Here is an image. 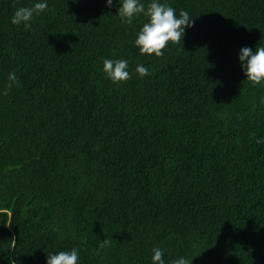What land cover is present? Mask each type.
<instances>
[{
    "label": "trees",
    "instance_id": "16d2710c",
    "mask_svg": "<svg viewBox=\"0 0 264 264\" xmlns=\"http://www.w3.org/2000/svg\"><path fill=\"white\" fill-rule=\"evenodd\" d=\"M38 2L31 30L11 22ZM160 2L194 23L157 57L120 0H0V264L73 248L78 264H153L156 247L165 264H264V81L239 60L264 46V0Z\"/></svg>",
    "mask_w": 264,
    "mask_h": 264
},
{
    "label": "clouds",
    "instance_id": "9594fccd",
    "mask_svg": "<svg viewBox=\"0 0 264 264\" xmlns=\"http://www.w3.org/2000/svg\"><path fill=\"white\" fill-rule=\"evenodd\" d=\"M121 7L118 10V15L122 22L132 23L134 16L143 14L149 18L148 22L144 23L142 29L138 32L135 40V45L139 48L141 54H154L157 57L163 55L168 44H178L185 36V28L193 26V19L185 10H180L179 17L173 7L166 3H161L160 0H151V3L145 8L141 0H120ZM109 7L112 6L113 0H107ZM15 7V2H13ZM48 8L46 2L35 3L33 7L16 8L11 22L14 25H23L24 29L31 30V20L34 15H39ZM241 67L247 76V81L254 85L261 84L264 81V46H257L255 52L250 47H243L239 53ZM128 62L126 60L104 59L103 71L114 83L127 81L130 79V73L127 71ZM136 72L141 76L149 75V70L140 64L136 68ZM7 89H11L16 83L17 77L14 73L8 76ZM4 95L8 94L5 90ZM264 142V141H258ZM110 246V241L103 240L99 248L102 250ZM153 264H165L163 259V251L159 248L152 249ZM78 249L73 248L70 251H60L56 254L47 255V264H78ZM99 255V252H97ZM9 264H17L15 260L9 258ZM171 264H189V260L185 257H179L171 262Z\"/></svg>",
    "mask_w": 264,
    "mask_h": 264
}]
</instances>
